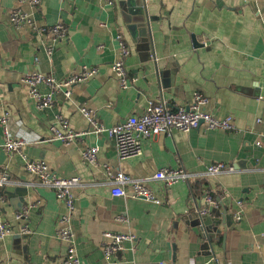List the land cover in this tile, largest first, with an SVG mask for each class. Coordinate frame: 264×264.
I'll use <instances>...</instances> for the list:
<instances>
[{
    "label": "crops",
    "instance_id": "obj_1",
    "mask_svg": "<svg viewBox=\"0 0 264 264\" xmlns=\"http://www.w3.org/2000/svg\"><path fill=\"white\" fill-rule=\"evenodd\" d=\"M14 9L37 27L64 25V39L52 43L49 32L14 25ZM263 20L264 0H114L113 6L101 0H40L36 6L0 0V119L5 117L12 140L26 143L21 152L0 147V173L9 179L0 188V216L12 229L0 242V264H61L67 251L56 237L64 205L26 172L25 161L34 160L59 178L80 182L72 189L70 220L81 264H264V103L257 101L264 84ZM117 35L129 52L126 89L111 68L119 57ZM82 67L96 68L97 75L45 109L21 82L34 73L63 81ZM194 94L206 99L203 111L231 117L234 129L152 136L142 140L139 156L126 160L80 112L85 107L95 123L109 128L141 115L149 101L175 111L189 106ZM58 119L82 135L70 144L52 139ZM2 131L0 122L1 144ZM91 147L98 149L95 165L82 159ZM219 163L234 172L205 176L208 166ZM104 166L134 179L162 169L194 178L172 187L149 182L162 199L155 205L132 199L127 186L125 196L112 197ZM205 191L216 202L209 225L195 212L204 207ZM22 210L28 211L27 235L15 219ZM105 232L134 240L106 259Z\"/></svg>",
    "mask_w": 264,
    "mask_h": 264
},
{
    "label": "built area",
    "instance_id": "obj_2",
    "mask_svg": "<svg viewBox=\"0 0 264 264\" xmlns=\"http://www.w3.org/2000/svg\"><path fill=\"white\" fill-rule=\"evenodd\" d=\"M21 3H29L36 6L40 0H19ZM107 6H113L114 0H101ZM11 21L16 26L27 25L37 32H49L52 37V43L63 40L66 34V28L62 24H57L51 27H37L34 25L31 17L23 13L21 9L11 11ZM264 26V20H263ZM119 57L111 65L112 71L120 83L122 89L128 86L126 82V70L124 59L129 52L125 47L121 35H117ZM53 47L47 49V54H51ZM97 75V69L93 67H82L79 74L72 75L63 81H57L54 77L34 73L26 75L21 79L23 84L29 87L31 97L36 101L38 108L45 109L52 106L56 96L61 95L65 99H69L71 90L78 84H83L86 81L94 78ZM44 86L48 89L46 94L39 93V87ZM257 101L264 103V84L259 90ZM206 104V99L198 94H194L193 102L187 107L178 108L172 111L167 108L165 103L147 102L144 112L138 116H130L123 122L113 125L109 128H104L92 118L91 112L85 107L80 108L81 114L87 119L93 127L95 134H106L107 137L113 140L115 150L120 160H126L137 157L142 153V140L157 136H170L173 131L188 133L193 130L202 128L204 131H227L234 129L231 117L218 119L213 115L203 111V106ZM59 127L52 126V139L61 141L65 144H70L77 140L82 134L72 131L68 128L66 121L58 119ZM3 124L2 139L3 147L6 151L21 152L26 143L21 140H12L9 132L5 127V117L0 119ZM98 149L96 147L87 148L82 152V159L91 165H95L97 161ZM107 176L110 177L112 197H123L126 195L124 187L130 189V197L135 200L145 201L155 205H161L162 199L159 198L147 184L151 181H163L166 186L172 187L178 182L190 181L194 175L188 174L180 169H162L157 171L151 177L144 179H134L122 172L112 174L104 166ZM25 170L27 173L35 176L39 184L45 188L51 189L55 193V197L60 201L65 208L58 219V227L56 229V237L68 245L65 256L61 264H81L73 247L74 236L71 229V213L74 209V197L72 189L80 186L77 178L63 179L52 174L48 166L43 161H25ZM234 172L232 165H224L222 163L208 166L205 171V176H218L225 173ZM9 179L5 173H0V188L6 185ZM204 207L196 209V213L200 217H205L210 214V209L216 207V202L211 197L208 191L203 194ZM28 211L22 210L15 214V219L21 222L20 233L29 234L27 225ZM123 221V218H118ZM12 234L11 227L0 216V242ZM103 237L108 243L103 245L102 251L106 259L115 258L123 250V243L133 241L134 236L121 234L117 232H105ZM115 264H121L115 262Z\"/></svg>",
    "mask_w": 264,
    "mask_h": 264
},
{
    "label": "water",
    "instance_id": "obj_3",
    "mask_svg": "<svg viewBox=\"0 0 264 264\" xmlns=\"http://www.w3.org/2000/svg\"><path fill=\"white\" fill-rule=\"evenodd\" d=\"M196 46H200V45H197V44H195ZM0 190H2V189H0ZM213 213V208L212 209H210V213ZM223 215H224V218L226 219V220H229L230 221V217L229 216H227L226 215V212L225 211H223ZM210 222H211V218H210V216H207V217H205V219L203 220V223H205V224H210ZM227 225L229 224V222H227L226 223ZM222 232L225 234V230H226V225H225V221L223 220V222H222ZM224 238H225V235H224Z\"/></svg>",
    "mask_w": 264,
    "mask_h": 264
}]
</instances>
